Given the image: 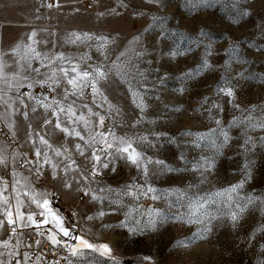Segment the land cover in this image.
<instances>
[{"label":"snow or ice","instance_id":"1","mask_svg":"<svg viewBox=\"0 0 264 264\" xmlns=\"http://www.w3.org/2000/svg\"><path fill=\"white\" fill-rule=\"evenodd\" d=\"M147 3L158 8L165 6L163 0H147ZM213 3L214 0H186L182 6L192 12L212 7ZM56 6L59 7V4ZM231 8L235 12L234 16H230L233 23L251 15L247 8L240 6L239 0H235ZM111 11L116 13V9ZM99 15L103 16L104 13ZM164 35V32L160 33L161 37ZM203 36L206 33L201 28L194 40L197 47H200V37ZM36 37L37 32L33 30L26 34V40L21 39L8 52L0 51V107L4 109L0 112V121L8 129L6 135L16 141L18 135L13 118L22 114L27 122L26 140L31 144L29 153H21L11 143L0 140V264H83L80 258L85 255V250L111 260L112 264H121L109 243L92 242L85 235L78 234L77 225L71 224L62 211L54 206L53 199H58L60 192L74 193L93 206L99 203L100 210L87 215L85 219H99L102 228L119 227L130 236L155 232L161 223L172 220L198 225L191 237L186 238L188 241H195L206 239L216 227V221L222 227L227 226L235 231L250 209H259L264 217V195L248 193L241 197L239 192L245 182L253 178L251 162L247 159L243 165V178L239 182L203 196L190 195L178 188L161 190L150 182L153 174L187 171V165L191 163L193 173H199L202 183L215 170L216 157L222 154L223 148L232 139L230 130L233 127L241 129L244 139L240 147L247 151L248 145L255 144L257 140L249 132L264 133V119L254 120L252 116L257 105H250L245 109L247 115H233L225 125L220 117L214 115L217 110L223 113V105L213 100L207 112L208 119L215 127L197 133L195 139L190 141L193 148H210L211 154L201 155L190 162L180 152L176 159L184 167H172L162 159H153L143 148L155 147L156 141L165 138L170 143H175L177 138L152 130L121 133L116 117L113 116V113L120 115V108L110 101L107 94V87L116 80L127 85L131 104L141 115L130 125L120 120V125L139 129L148 105L144 95L133 85V81L142 73L129 58L130 52L136 60L148 55L145 49L139 47V35L133 36L124 50L113 58L110 46L117 43L115 37L88 32L67 33L64 37L66 44L94 42L95 52L98 54L96 61H93L88 52L74 56L63 51H53L56 48L55 42L52 50L39 51ZM43 43L47 44L48 41ZM86 46L91 49L93 45ZM204 49V58L195 72L190 69L184 74V78L210 67L207 56L211 55V45L205 44ZM190 51V48L182 49L176 45L162 54L176 58L187 55ZM225 51L230 56H235L238 46H230ZM9 56L12 58L11 62L6 59ZM36 89L39 91H35ZM89 90L90 103L87 102ZM215 95L226 98L228 105L240 111L236 91L228 78L221 77L216 83ZM202 99L208 101L209 97ZM17 103L23 106L22 109L16 106ZM39 109L43 110L41 128L44 131H37L29 117V110L35 114ZM109 120L111 123H108ZM49 128L53 130V134L61 133L64 142L59 145L50 142L47 138ZM182 135L191 137L193 134L185 131ZM258 142L264 146V134L258 137ZM77 156L83 160V164L78 163L75 158ZM121 162L135 167L137 175L118 187L103 184V177L108 172L113 175L118 173ZM153 169L156 170L155 173ZM9 170L11 179L8 178ZM25 171L27 175L24 174ZM188 187L192 188L194 185ZM171 194L176 195V203H179L183 211L165 212L149 206L146 219L139 212L138 202L141 198L168 200ZM125 199L131 200L132 204H126ZM105 201L109 205H115L110 212L123 215V219L116 225L103 223V218L108 214L103 207ZM171 207L169 204V209ZM72 215L77 217L79 213L74 210ZM257 231L264 235V223L248 234L249 246L255 242ZM45 244L53 251L51 260L42 251ZM258 256L257 264H264V243L258 247ZM140 260L143 264H155L150 255H144ZM89 264L101 262L94 258Z\"/></svg>","mask_w":264,"mask_h":264},{"label":"rangeland","instance_id":"2","mask_svg":"<svg viewBox=\"0 0 264 264\" xmlns=\"http://www.w3.org/2000/svg\"><path fill=\"white\" fill-rule=\"evenodd\" d=\"M6 1L8 3L4 4V7L8 8L9 12L14 6L18 8L28 4H32L36 11L47 12L57 5L59 0L47 10L38 9L35 0ZM71 1L74 2L75 11L88 14L89 17H85L84 21L93 23L92 31L88 33L116 38L117 43L110 46V55L113 58L124 50L133 36H140L139 47L145 49L148 55L136 60L131 52L129 53L132 63L138 66L142 73L136 77L133 85L138 87L148 105L139 129L120 125V120L130 125L141 115L131 104L127 95V85H122L116 80L107 87V94L110 101L120 108V115L116 116V113H113V116L116 117L121 133L152 130L177 138L175 143H170L165 138L156 141L155 147H144L145 153L153 159H162L172 167L183 168L184 166L176 159L180 152H183L190 162L201 155H210V148H193L190 141L195 139L197 133L215 127L208 119L207 112L213 100L223 105V113L217 110L214 115L220 117L225 125L233 115H247L244 110L250 105L258 106L252 113L253 119H264V0H239L240 6L247 8L251 15L240 19L238 23H233L230 19V16L235 15L231 8L235 0H214L212 7L192 12L182 6L186 0H163L165 6L159 8L148 5L147 0ZM112 9H116V13L119 14L113 13ZM99 13L104 15L101 16ZM201 28L206 36L200 37L202 43L197 47L194 40ZM161 32L165 33L163 37L160 36ZM86 44L93 46L89 49ZM205 44L211 45V55L207 56L210 67L184 78L185 73L190 69L195 72L201 63ZM176 45L182 49L190 48L191 51L176 58L162 54ZM82 46L84 48L80 53L88 52L93 61L98 59L94 42H85ZM230 46H238L235 56H230L225 51ZM221 77L231 81L236 91V102L241 106L240 111L228 105L226 98L215 95V86ZM203 97H209V100L203 101ZM185 131H190L193 135L183 136L182 133ZM262 134L264 133L259 131L249 132V135L257 140L255 144H249L248 150L245 151L240 147L244 139L241 129L233 127L230 130L232 139L223 148L222 154L216 157L215 170L202 183L199 173H193L191 163L187 165V171L153 174L150 182L161 190L178 188L190 195L203 196L218 188L239 182L243 178V165L247 159L251 162L253 178L245 182L243 188L239 190L240 195L241 197L248 193L264 195V146L258 142V137ZM16 142L17 146H11L19 151V141ZM75 158L78 163L83 164L81 158L78 156ZM155 171L153 169L154 173ZM24 174L27 175V172ZM136 175L135 167L121 162L118 173L113 175L108 172L102 183L118 187ZM189 185L194 187L189 188ZM176 200L175 194H171L168 200L152 201L141 198L138 202L139 212L146 219L149 206L165 212L183 211ZM125 203L132 204V201L125 199ZM53 204L62 211L71 224L77 225L78 234L85 235L92 242L109 243L121 264L138 262L143 264L140 258L144 255L152 256L155 264H257L258 247L264 243V235L259 231L251 246L247 240L251 230L264 223V217L261 216L259 209H250L246 212L235 231L227 226L222 227L219 221H216V227L206 239L188 241L186 238L191 237L198 225L170 220L161 223L155 232L148 231L143 235L130 236L126 230L119 227L102 228L99 219L93 221L85 219L87 215L100 210L99 203L93 206L74 193L60 192L59 198L53 199ZM169 204L172 205L171 209ZM103 207L108 213L103 218L104 224L116 225L123 219L122 213L110 212L115 205H109L105 201ZM74 210L79 213L77 217L72 215ZM33 250L35 251V248ZM94 258L101 264H112L111 260L100 257L90 250H85V255L80 259L83 264H89Z\"/></svg>","mask_w":264,"mask_h":264},{"label":"crops","instance_id":"3","mask_svg":"<svg viewBox=\"0 0 264 264\" xmlns=\"http://www.w3.org/2000/svg\"><path fill=\"white\" fill-rule=\"evenodd\" d=\"M7 3L8 1L6 0H0V51L3 52H8L21 39L26 40V34L35 30L37 32L36 39L39 41L37 45L39 51L52 50L53 42H55L56 48L53 51H63L65 54L71 53L75 56L76 54H80L84 46L82 44H66L64 43V37L72 31L80 33L92 31L93 23L84 21L85 17H89L88 14L75 11L74 2L71 0H59V7L55 5L47 12L36 11L32 4H28V6L21 5L18 8L14 6L11 12H9V9L4 7V4ZM44 41H48V43L44 44ZM6 59L11 62L12 58L9 56ZM16 106L20 109L23 107L18 103ZM3 111L4 109L0 107V112ZM42 116V109H39L35 114L29 110L30 121L37 131H44L41 128ZM13 119L16 121L18 135L16 141H19V152L29 153L31 144L26 140L27 122L24 120L22 114H17ZM47 132L49 134L47 138L53 144L59 145L64 142L61 133L56 132L53 134L51 128L47 129Z\"/></svg>","mask_w":264,"mask_h":264},{"label":"built area","instance_id":"4","mask_svg":"<svg viewBox=\"0 0 264 264\" xmlns=\"http://www.w3.org/2000/svg\"><path fill=\"white\" fill-rule=\"evenodd\" d=\"M36 2V5H37V8L38 9H43V10H47L51 7H48L49 4H52L53 6L55 5V2L56 0H35ZM52 6V7H53ZM37 91H39V89H37ZM91 100V96H90V90H89V95L87 97V101ZM109 123V121H108ZM7 130L5 128V126L3 125V123L0 121V140H3L5 142H8V143H11V145L14 147V146H17L18 145V142L16 141H12L11 140V137L6 135L7 134ZM20 170V169H18ZM8 178L10 179V171H9V176ZM42 251H45L46 252V256L49 260L52 259V256H53V251L48 247L47 244L44 245V248Z\"/></svg>","mask_w":264,"mask_h":264}]
</instances>
